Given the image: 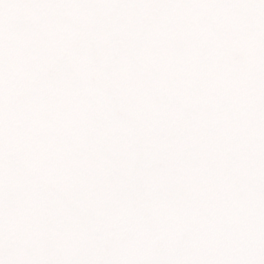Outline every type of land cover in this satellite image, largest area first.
<instances>
[{
    "label": "snow or ice",
    "instance_id": "snow-or-ice-1",
    "mask_svg": "<svg viewBox=\"0 0 264 264\" xmlns=\"http://www.w3.org/2000/svg\"><path fill=\"white\" fill-rule=\"evenodd\" d=\"M0 264H264V0H0Z\"/></svg>",
    "mask_w": 264,
    "mask_h": 264
}]
</instances>
